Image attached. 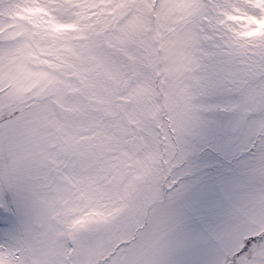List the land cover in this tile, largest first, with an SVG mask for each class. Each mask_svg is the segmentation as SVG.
Listing matches in <instances>:
<instances>
[{
  "label": "snow or ice",
  "instance_id": "6c2138e0",
  "mask_svg": "<svg viewBox=\"0 0 264 264\" xmlns=\"http://www.w3.org/2000/svg\"><path fill=\"white\" fill-rule=\"evenodd\" d=\"M0 264H264V0H0Z\"/></svg>",
  "mask_w": 264,
  "mask_h": 264
}]
</instances>
